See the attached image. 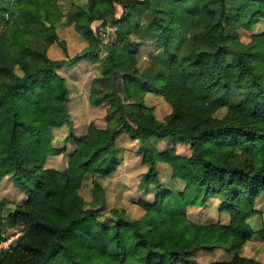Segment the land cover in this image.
<instances>
[{
    "label": "trees",
    "instance_id": "1",
    "mask_svg": "<svg viewBox=\"0 0 264 264\" xmlns=\"http://www.w3.org/2000/svg\"><path fill=\"white\" fill-rule=\"evenodd\" d=\"M55 2L0 0V182L14 175L27 193L7 221L11 202L0 197V244L10 238L9 228L22 226L0 249V264H201L196 253L217 248L235 255L207 264H264L238 254L255 234L264 240V227L249 223L261 213L264 194V29L248 44L239 41L240 30L264 21V0H239L233 8L228 0H88L70 11L68 23L87 41L83 56L105 51L89 101L108 108L107 126L90 124L63 170L45 167L51 155L64 152L54 146L53 129L68 121L69 89L55 67L76 59L48 55L54 42L66 50ZM118 6L124 11L116 19L117 39L104 45L92 24L115 16ZM138 8L152 10L150 27L158 30L155 42L165 55L158 57L165 65L159 72L138 69L140 44L126 29ZM149 92L171 106L164 120L145 105ZM122 130L145 147L143 163L150 167L142 184L154 199L137 201L141 218L126 220L124 209H112L116 219L108 223L98 208L87 207L81 189L88 174L117 171ZM167 137L188 140L191 153L152 143ZM157 163L170 165L183 188L166 186ZM213 197L229 221L192 220L188 207Z\"/></svg>",
    "mask_w": 264,
    "mask_h": 264
},
{
    "label": "rangeland",
    "instance_id": "2",
    "mask_svg": "<svg viewBox=\"0 0 264 264\" xmlns=\"http://www.w3.org/2000/svg\"><path fill=\"white\" fill-rule=\"evenodd\" d=\"M12 1V0H10ZM230 7H234L239 0H228ZM88 0H56V8L63 16L55 22L57 33L61 40L66 43V50L59 42H54L48 48V55L51 59L71 60L76 59L73 64H58L55 67L57 73L65 77L69 89V99L67 101L68 121L64 126L53 129L54 146L64 148V152L58 155H51L45 167H55L63 170L68 165L69 153L75 148V139L85 135L90 124L104 128L107 126L105 114L108 104L96 107L89 101L91 88L94 80L99 78L103 72V56L92 58L83 56L87 49L86 39L76 31L73 24L67 21V15L77 7H85ZM124 9L118 6L115 16H106L105 20H97L92 26L97 37L104 45H111L117 39L116 19L123 14ZM133 15V14H132ZM152 10L138 8L134 12L130 21L126 24V29L130 32V38L135 43H139L137 52L138 69L140 72L155 73L162 70L165 65L158 60L164 59L160 47L155 42L158 30L150 27ZM165 21H167L165 19ZM264 29V21L258 22L251 30H240L239 41L248 44L252 35ZM241 46V45H240ZM130 47H132L130 45ZM79 55L83 56L80 57ZM79 56V57H78ZM2 78H0V81ZM123 76L119 77V86L122 85ZM121 94L123 89L121 88ZM130 106V102L126 101ZM145 105L152 107L156 117L164 120L171 112V106L164 98L155 93H146ZM225 109L220 110L217 116L224 115ZM152 143L158 150H165L173 146L176 147L180 155L191 153L190 142L186 139L167 137L165 139H153ZM144 145L138 139L131 138L125 130L119 134L116 144L115 157L119 161L117 171L109 176H92L88 174L84 180L81 193L86 200L87 207L98 208L101 220L113 223L116 216L112 209H124L125 219H139L144 214V209L138 204L139 199L153 200V191L148 192L142 184V177L148 172L149 165L143 163ZM161 181L175 191L183 188V184L172 178L171 166L163 163L156 164ZM95 181L100 185L95 186ZM155 193V192H154ZM0 197L8 199L11 204L4 211V218L7 221L8 215L18 204H22L27 199L25 189L19 185L16 176L9 175L0 182ZM208 205H190L187 209L190 218L196 222L222 221L227 223L229 215L219 211V198H211ZM257 207L261 213L249 219V223L256 229L264 227V194L260 197ZM22 226L9 228L10 238L0 244V249L8 247L9 244L21 234ZM239 255L252 257L264 263V240L257 233L238 252ZM235 255V252L227 249L217 248L211 250H201L196 253L195 258L201 264L213 261L228 260ZM128 264H134L129 262Z\"/></svg>",
    "mask_w": 264,
    "mask_h": 264
},
{
    "label": "crops",
    "instance_id": "3",
    "mask_svg": "<svg viewBox=\"0 0 264 264\" xmlns=\"http://www.w3.org/2000/svg\"><path fill=\"white\" fill-rule=\"evenodd\" d=\"M164 164V163H163ZM52 168H55V167H52ZM57 169V168H56Z\"/></svg>",
    "mask_w": 264,
    "mask_h": 264
}]
</instances>
